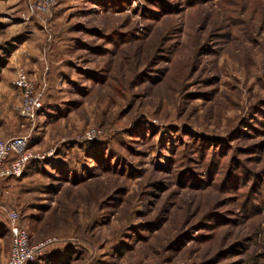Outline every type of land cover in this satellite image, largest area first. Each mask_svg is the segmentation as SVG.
<instances>
[{"label": "rangeland", "instance_id": "374dc122", "mask_svg": "<svg viewBox=\"0 0 264 264\" xmlns=\"http://www.w3.org/2000/svg\"><path fill=\"white\" fill-rule=\"evenodd\" d=\"M0 0V181L29 264H264V0ZM24 68L42 107L22 115Z\"/></svg>", "mask_w": 264, "mask_h": 264}, {"label": "built area", "instance_id": "2783aa9c", "mask_svg": "<svg viewBox=\"0 0 264 264\" xmlns=\"http://www.w3.org/2000/svg\"><path fill=\"white\" fill-rule=\"evenodd\" d=\"M52 0H38L32 6V10L47 11ZM15 85L22 91L24 104L22 115L32 118L42 107L41 95L35 96L33 84L28 72L20 68L17 72ZM37 158V155L30 151L29 138L27 136H12L0 140V181L14 179L21 176L29 163ZM13 234V246L9 259L4 264H29L42 257L46 248L54 242V239H47L37 244L31 242V235L27 227L19 223V214L13 211L10 215Z\"/></svg>", "mask_w": 264, "mask_h": 264}, {"label": "trees", "instance_id": "16d2710c", "mask_svg": "<svg viewBox=\"0 0 264 264\" xmlns=\"http://www.w3.org/2000/svg\"><path fill=\"white\" fill-rule=\"evenodd\" d=\"M5 52H6V55L0 56V80H1V72H2V69L6 66L7 61H8V59H7V53L11 52V49L10 48H6L5 49ZM54 264H66V263H64L62 261H57Z\"/></svg>", "mask_w": 264, "mask_h": 264}]
</instances>
